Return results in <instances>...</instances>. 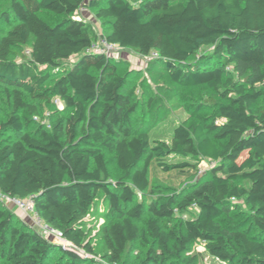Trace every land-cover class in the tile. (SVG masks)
<instances>
[{
  "label": "trees",
  "instance_id": "trees-1",
  "mask_svg": "<svg viewBox=\"0 0 264 264\" xmlns=\"http://www.w3.org/2000/svg\"><path fill=\"white\" fill-rule=\"evenodd\" d=\"M83 6L108 33L73 17ZM41 12L63 18L49 23ZM0 21V82L13 102L0 128V193L31 198L40 218L73 243L17 225L0 205L4 264H194L199 241L227 264H264V0H12ZM32 38L30 57L12 61ZM100 38L156 53L180 85L212 89L206 104L214 113L202 116L200 105L163 139L134 128L136 89H126L114 59L90 50ZM24 92L48 104L58 98L64 108L48 126L27 129L19 111L39 109ZM202 159L212 167L200 175ZM235 200L248 207L250 228L221 221ZM139 240L145 253L127 263Z\"/></svg>",
  "mask_w": 264,
  "mask_h": 264
},
{
  "label": "rangeland",
  "instance_id": "rangeland-1",
  "mask_svg": "<svg viewBox=\"0 0 264 264\" xmlns=\"http://www.w3.org/2000/svg\"><path fill=\"white\" fill-rule=\"evenodd\" d=\"M132 1L134 3L139 2V0ZM11 2L12 0H0V14L10 7ZM40 15L49 23L59 22L63 18V16L51 12H41ZM79 17L81 21L92 24L99 35L108 33L110 30L109 26H104L97 20L93 10L79 12ZM32 42L33 38L27 45L17 48L18 54L11 55L10 59L19 63L29 58ZM106 50V54L117 62L121 74L126 77V89H136L138 111L134 116V128L145 126L152 132L154 139H163L167 138L170 130L174 129L184 118L190 117L191 113L200 105H203V109L200 111L202 116L207 117L214 113L215 107L208 103L206 104L207 99L215 95L214 91L205 85L188 87L176 83L171 79L164 65L157 60L154 53L143 56L132 48H122L117 45L108 46ZM213 52L212 48L201 49V53L204 54L213 55ZM79 58L80 55L72 56L68 61H63L62 64L66 66L72 65ZM57 76L58 74L54 73L53 79H56ZM11 90V87L0 82V128L1 124L6 122L13 113V102L9 95ZM24 97L28 102L36 104L39 109V114L37 115L29 110L19 111L21 117L26 122L27 129H33L39 124L48 126L53 111L64 108V104L58 98L53 99V104H48L41 100L31 98L26 92H24ZM260 105L264 106V99L260 102ZM3 132L7 133L8 131ZM108 160L111 174L114 177L119 176L122 172L118 169L115 157L109 154ZM199 166L200 175H203L212 167V163L207 159H202ZM143 199L145 197L139 193L138 201ZM233 203V209L224 215L221 221L228 225L232 224L242 228H250V211L248 207L243 201L235 200ZM0 205L3 208H9L15 213L17 225L25 222L32 229L40 231L41 228L35 223V219L30 214L16 205L14 201L4 198L2 194H0ZM195 214L196 210L193 209L190 215L184 217L195 216ZM149 218L150 214L146 212L137 221L139 226L145 228ZM146 249L143 240L130 244L125 254V260L127 263L137 260V257L143 255ZM191 253L197 255L194 264H227L211 256L201 241L194 246ZM95 257L100 259L99 255ZM0 264H4L2 259H0Z\"/></svg>",
  "mask_w": 264,
  "mask_h": 264
},
{
  "label": "built area",
  "instance_id": "built-area-1",
  "mask_svg": "<svg viewBox=\"0 0 264 264\" xmlns=\"http://www.w3.org/2000/svg\"><path fill=\"white\" fill-rule=\"evenodd\" d=\"M79 12H89V8H87L85 6L81 7L73 16L76 20H81V18L79 17ZM108 46L111 47L114 45L108 43L104 38H100L97 42L93 43L90 50L94 51V52H100V53L106 54V51H107L106 49L108 48ZM154 54L157 57V54L156 53H154ZM3 196L6 199L8 198L9 200L14 201L16 205H18L25 212L30 214L35 219V223H37L38 226L41 228L40 232L46 238L51 239L52 241H54V239H57V240H55L57 243H59L63 246H66V247H73V243L71 241H69L68 239H66L60 230H58V229L52 227L51 225L45 223L40 218L38 213L35 211L34 202L31 198L20 199V198H12V197L7 196V195H3ZM103 221L104 220L101 219L99 223H102Z\"/></svg>",
  "mask_w": 264,
  "mask_h": 264
}]
</instances>
